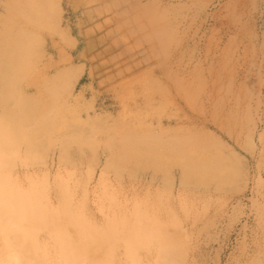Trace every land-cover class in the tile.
I'll use <instances>...</instances> for the list:
<instances>
[{
	"label": "rangeland",
	"instance_id": "obj_1",
	"mask_svg": "<svg viewBox=\"0 0 264 264\" xmlns=\"http://www.w3.org/2000/svg\"><path fill=\"white\" fill-rule=\"evenodd\" d=\"M24 2L25 8L0 0V37L6 44L26 42L16 54L21 57L19 75L13 76L17 92L43 104L46 125L58 117L91 138L84 137L80 151L70 142L62 150L69 159L54 144L43 161L29 164L35 169L32 177L41 180L33 197L38 193L43 214L54 212L61 230L82 250L100 245L93 254L98 264H134L125 255L128 245L120 228L136 225L140 210L153 218L154 246L175 244L165 260L156 249L137 246L143 264H238L264 258V0H52L54 9L45 19L35 13L39 0ZM157 7L165 9L167 22L156 14ZM245 32L255 36L249 45ZM8 46L0 45V62ZM220 96L228 103L233 98L246 103L252 121L234 126L222 116L225 100L214 113ZM202 119L215 132L214 144L222 140L221 151L236 152L242 162V175L235 185L224 183V190H215L212 182L207 187L179 183L182 168L176 163L167 174L163 168L152 169L151 175V168H138L136 175L110 155L109 148L121 141L117 135L129 130L185 133L187 127L198 129ZM186 120V127L174 125ZM11 121L0 106V135L6 140ZM58 124L44 133L61 135ZM254 124V149H247L242 145L247 132L241 128ZM107 133L113 137L109 144ZM212 150L209 145L203 152ZM29 155L36 163L37 157ZM29 202L26 198L23 204ZM45 227L35 233L55 262L58 246Z\"/></svg>",
	"mask_w": 264,
	"mask_h": 264
},
{
	"label": "bare ground",
	"instance_id": "obj_2",
	"mask_svg": "<svg viewBox=\"0 0 264 264\" xmlns=\"http://www.w3.org/2000/svg\"><path fill=\"white\" fill-rule=\"evenodd\" d=\"M51 1L39 0L37 2L36 12L34 11L37 18L45 19L52 14L51 10L54 7H49ZM15 3L20 6L24 5L25 8L24 0H15ZM26 6L31 7L29 3ZM32 8L34 9L35 6ZM156 14L166 22L169 20L165 15V9L162 7H157ZM42 21L48 29H54L53 26L47 24V21ZM171 29V26L165 27L166 32H170ZM21 31L23 30L21 29ZM245 33L249 45L255 40V36L251 32ZM60 35L64 37L63 34ZM0 45L4 47L9 45V48L6 49L7 54L2 57V62H0V71H6L0 74V106L2 107V112L12 118L8 128L9 139L6 140L0 135V264H98L99 259L94 257V255L96 256L94 253H97L96 247H100V245H94L90 249L86 248L82 250L71 240L69 235H65L61 230L62 223L54 212L50 216H46L39 209L38 202L41 205V200L38 193L36 198L33 197V191L39 190L41 180L32 177L35 169L29 167V164H37L41 162L40 160L43 161L45 150L54 144L61 145L59 146L60 153L63 154L65 159H69V154L67 153L66 157V152L62 150L70 146V142H73L75 150L80 151L84 148L82 143H87L84 137L90 138V136L86 135V132L79 126L73 129L69 127L71 121L67 122L66 120L58 119V117H54L56 120L58 119L57 121L53 118L54 121L50 120L48 121L49 125H46L48 114L43 112V104H40V101L31 102L23 98L21 94H18L16 84L13 83V76L19 75L17 70L21 66L18 62L21 57L16 56V54L20 53V49L25 47L26 42L20 41L18 44H6V41L0 37ZM55 95L56 92L52 91V96L54 97ZM224 97L215 98L218 106L214 110V113L220 110V106L223 107L224 100L226 101ZM248 110L249 113L246 109V103H240L237 98H233L222 109V116L234 126L242 127L249 120L252 121L249 106ZM50 111V108L46 109V112ZM260 115L258 114L259 118ZM58 121L60 124L56 123ZM54 122L59 125L62 134L48 136L45 133L56 126ZM2 125L0 123V128ZM174 125H184L186 127L187 120L176 121ZM210 126L208 121L202 119L198 129H189L187 127L186 134L182 132L167 133L159 131V133L153 132L145 135V131L151 132L148 129L137 131L136 134H127L131 132L129 130L127 133L117 135V139L121 141L115 148H109L110 155L119 160L117 161L118 165H125L124 167L131 169L130 171H136V175L139 173V170L145 168H151L149 170L150 175L152 174V169L156 172L162 168L163 172L167 174L170 165L176 163L182 168L179 183H189V185L201 184L203 187H207V184L212 182L215 190L221 191L227 187L223 185L224 183L230 181L231 184H234L236 176L242 175L240 172L243 169L239 170L241 167L240 163L242 162L239 160V155L236 152L230 151L228 153L221 151L220 142L222 140L214 144L215 132L210 130ZM254 127L255 124L252 127L241 128L242 131L247 132V135H245L247 137H245L242 143L247 149H254L251 143ZM160 128V130H163L161 125ZM165 128V130H168L167 127ZM32 131L41 135L31 136ZM228 132L230 133V129ZM108 133L111 134L109 131ZM108 133L107 136L109 138L106 141H109V144L110 139L113 137L110 138ZM209 145L214 146V150L204 153L203 150ZM19 146H23L22 154H19ZM227 147L230 149L229 145ZM190 148L192 150H189ZM29 154H34L37 157L33 158L36 163H32L27 158V156H31ZM18 159L19 163H16ZM138 168L141 169L136 170ZM152 177L155 180L158 179L157 174L152 175ZM40 178L42 181H48L47 174L44 176L42 174ZM232 178L233 180H231ZM24 179L25 182L22 184L17 182H22ZM53 179L55 180L54 177ZM62 184L63 182H58L57 185L59 189L64 191L65 188H63ZM230 186L228 187L229 189ZM87 188L88 186H86ZM26 198L30 199L27 205L26 203L23 204ZM42 198L45 202L51 203L48 197L45 198L43 195ZM49 207L54 208L53 206ZM143 213V210L138 211L134 219L136 225L120 228L122 234L120 238L128 245L125 255L129 256L134 264H143L141 257L136 251V247L146 246L149 249H156L159 259L165 260L174 250L173 246L175 244L172 241H167L154 246V232L150 229V223L153 218H146L147 216ZM172 215L175 216L176 214ZM121 221L120 217L119 222ZM41 226H48L44 229L51 232L58 246V250L56 251L58 256L55 262H50L45 245L37 239L35 232ZM166 234L168 235L169 231H166ZM92 241L99 244L104 242L98 239ZM104 243L107 245V241ZM101 248L104 249L105 247L102 246ZM89 251L92 252V256L88 255ZM244 261L240 262L238 260V264H264V258L260 257H257V259L252 257L245 263Z\"/></svg>",
	"mask_w": 264,
	"mask_h": 264
}]
</instances>
